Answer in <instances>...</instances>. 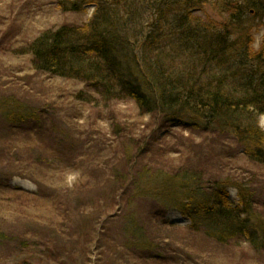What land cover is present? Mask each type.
Returning a JSON list of instances; mask_svg holds the SVG:
<instances>
[{"label":"rangeland","instance_id":"374dc122","mask_svg":"<svg viewBox=\"0 0 264 264\" xmlns=\"http://www.w3.org/2000/svg\"><path fill=\"white\" fill-rule=\"evenodd\" d=\"M95 6L65 11L58 0H0V93L44 111L21 125L0 118V229L8 234L0 264H264V245L246 237L220 242L193 231L187 216L153 199L128 205L135 175L181 168L201 171L211 199L212 181L240 178L262 204L264 163L251 161L235 135L165 123L132 100L86 102L77 98L90 91L83 82L34 71L14 54L45 29L89 21ZM194 15L221 17L210 4ZM253 46L264 50L261 23ZM228 195L237 206V189ZM130 214L153 248L124 238Z\"/></svg>","mask_w":264,"mask_h":264},{"label":"trees","instance_id":"16d2710c","mask_svg":"<svg viewBox=\"0 0 264 264\" xmlns=\"http://www.w3.org/2000/svg\"><path fill=\"white\" fill-rule=\"evenodd\" d=\"M90 3L96 6L89 21L45 29L14 54L34 71L83 82L90 91H79L78 99L132 100L165 123L233 134L251 161L264 163V50L253 46L254 29L264 25V0H58L65 11ZM207 4L220 20L194 15ZM43 115L0 93V118L7 123ZM146 170L132 178L130 209L139 198L153 199L187 216L193 231L220 242L246 237L264 245V201L256 204L246 180L212 181L211 199L201 171ZM229 187L237 189V206ZM122 233L133 247H154L133 214ZM7 235L0 229V240Z\"/></svg>","mask_w":264,"mask_h":264}]
</instances>
